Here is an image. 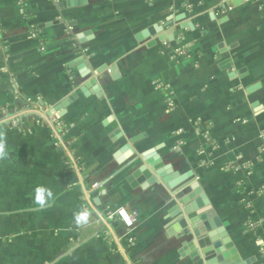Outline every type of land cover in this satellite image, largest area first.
I'll return each mask as SVG.
<instances>
[{"label":"crops","instance_id":"0c3cea01","mask_svg":"<svg viewBox=\"0 0 264 264\" xmlns=\"http://www.w3.org/2000/svg\"><path fill=\"white\" fill-rule=\"evenodd\" d=\"M55 121L102 185L94 208ZM0 144V264H206L202 243L180 253L190 227L173 233L191 180L230 264H264V0H0ZM117 207L126 251L102 223Z\"/></svg>","mask_w":264,"mask_h":264},{"label":"water","instance_id":"95a60500","mask_svg":"<svg viewBox=\"0 0 264 264\" xmlns=\"http://www.w3.org/2000/svg\"><path fill=\"white\" fill-rule=\"evenodd\" d=\"M158 27V25L153 26L152 28H149L148 31H144L143 34L158 30ZM73 98H75V94H72L66 99L62 100L58 106H55V109H64L68 103L73 100ZM153 154L154 151L150 150L143 155L149 158ZM141 170L143 173L141 174L139 180L150 177V172L146 170L144 166L141 167ZM158 174L160 178H162V180L166 183L172 178L178 176V172L172 170V168L169 167L164 170H160ZM190 175L191 174H188V176ZM182 189L183 193L185 194L181 198L180 203L185 205V208L183 209L185 214L182 216L181 214H178V217L175 218L173 233L190 227V229H192V232L190 230V233L194 238H192V240L187 243V247L184 249V251L180 250V253L184 255L185 252L189 250L194 251L196 247L202 243V252L205 254L207 260L206 264H230L231 258L229 249L232 247V243L230 241L223 242V239L226 238V232L223 230V228H214L216 224L215 220H212L214 217V212L207 204L206 197L202 192L198 182L196 180H191L186 186H183ZM200 219L202 220L205 232H201V230L195 228V225L200 223ZM208 219L209 221H207ZM212 226L213 228H211Z\"/></svg>","mask_w":264,"mask_h":264},{"label":"built area","instance_id":"2783aa9c","mask_svg":"<svg viewBox=\"0 0 264 264\" xmlns=\"http://www.w3.org/2000/svg\"><path fill=\"white\" fill-rule=\"evenodd\" d=\"M53 135L55 138V144L63 153L64 164L70 170L75 171L80 175V185L84 189V199L89 207L94 208V204L91 200L92 194L99 193L102 185L98 181H88L85 176V165L82 157L76 152V147L74 145L73 139L68 136L67 128L58 121L53 123ZM105 216L102 217V223L107 228V237L113 244L120 248L121 251L130 247L132 239L130 236L121 237L116 235L109 221H121L125 226L131 227L134 224V217L127 212L124 207H117L113 210H107ZM249 227H254L251 222L248 223ZM126 264H140L138 261L126 257Z\"/></svg>","mask_w":264,"mask_h":264},{"label":"clouds","instance_id":"9594fccd","mask_svg":"<svg viewBox=\"0 0 264 264\" xmlns=\"http://www.w3.org/2000/svg\"><path fill=\"white\" fill-rule=\"evenodd\" d=\"M6 153L4 152L3 149V145L0 144V157L5 156ZM35 194H34V199H35V203H37L40 206H44L46 203V199H50L51 198V192L48 191L47 189H45L44 187H37L34 190ZM86 217V213L85 214H81L77 217V220H83Z\"/></svg>","mask_w":264,"mask_h":264}]
</instances>
